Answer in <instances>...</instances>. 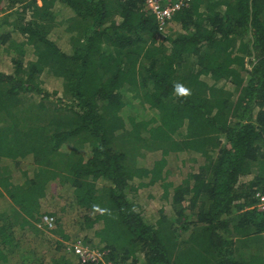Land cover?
Returning a JSON list of instances; mask_svg holds the SVG:
<instances>
[{"label":"trees","instance_id":"obj_1","mask_svg":"<svg viewBox=\"0 0 264 264\" xmlns=\"http://www.w3.org/2000/svg\"><path fill=\"white\" fill-rule=\"evenodd\" d=\"M0 15V264L26 245L21 264H71L75 208L116 264H264V0H193L161 33L144 0H0ZM172 156L195 168L172 173ZM26 159L16 185L4 164ZM156 186L171 214L153 222L140 192Z\"/></svg>","mask_w":264,"mask_h":264},{"label":"rangeland","instance_id":"obj_2","mask_svg":"<svg viewBox=\"0 0 264 264\" xmlns=\"http://www.w3.org/2000/svg\"><path fill=\"white\" fill-rule=\"evenodd\" d=\"M3 18L2 15H0V19ZM10 65L12 66V62H11V56H0V69H3L4 71H8L10 70ZM135 108H137L138 106H134ZM141 107L138 108V110H140ZM128 109V108H127ZM126 109V110H127ZM128 111H130V109H128ZM133 111V110H132ZM140 114V113H139ZM126 115H129L126 111ZM88 150L90 151L89 147L85 148V151L88 152ZM145 152V150L143 151ZM161 157V153L158 152H152V153H148L145 157L139 159V157L137 158V160H140V164L142 165H153V163L158 160ZM176 158L174 156L169 157L168 158V169L169 171H172V173L175 174H179L180 172L185 175L187 174L189 171H191V168L193 166V169L195 168V163L193 160V163L190 162L188 164H178L176 163ZM15 162V161H13ZM179 163H181V160H179ZM194 164V165H193ZM13 166H9V168L12 169L9 170L8 169V173H11V182L14 180L16 183V185L18 184H23L27 177H32L34 175L35 172V167H32V159L31 160H23L20 164L14 163ZM179 165V168H178ZM7 172V170H6ZM171 176V173H170ZM176 175H172V177H174L175 179ZM62 181V180H61ZM60 180L57 181H53L51 182L50 186H55L56 187V191L58 193H65L66 197H67V201L70 202V197L68 195V193L66 191H61V189H66V190H71L70 187H68V185H64L62 184ZM150 190H142L140 192V204L142 205L143 211H144V215H146L148 218L152 219L153 222H155L158 218V212L160 209H164L165 212L167 214H171V208H170V204L168 201H162V190L159 186H156L155 188L152 189V193H149ZM3 194L4 193L3 191ZM149 194H151V197H149ZM72 207H70L71 209ZM7 213H11V210L5 211ZM45 211H43L44 213ZM80 212L82 211H78L77 208H75V210L66 216V227L69 229L68 234H70L71 238H78V237H82V238H89L91 240V243L89 242L88 244H96L98 243L97 240L93 239V234H94V230H80V226L76 227V228H72V224L70 225V221H74L79 219L80 217ZM46 213V212H45ZM2 214V213H0ZM12 222H9L8 224H10ZM101 224H97V226L100 227ZM56 237H58L55 234ZM31 246L30 245H26L25 248H23L24 250L19 251L18 252V258L17 261H21V255L22 254H26L27 251L31 250L30 249ZM14 262V261H13Z\"/></svg>","mask_w":264,"mask_h":264},{"label":"built area","instance_id":"obj_3","mask_svg":"<svg viewBox=\"0 0 264 264\" xmlns=\"http://www.w3.org/2000/svg\"><path fill=\"white\" fill-rule=\"evenodd\" d=\"M193 0H144L147 9L156 17L159 32L178 12L190 7ZM255 208L264 214V190H259L254 195ZM40 228L49 232L56 227L53 217L44 216ZM59 239V238H58ZM66 253L77 258V264H116L110 259V251L88 244L84 238H72L65 242Z\"/></svg>","mask_w":264,"mask_h":264},{"label":"crops","instance_id":"obj_4","mask_svg":"<svg viewBox=\"0 0 264 264\" xmlns=\"http://www.w3.org/2000/svg\"><path fill=\"white\" fill-rule=\"evenodd\" d=\"M12 70V66L10 65V71ZM1 72H6L4 71L3 69H0ZM8 71V72H10ZM13 162H6L4 165L9 169L11 170L14 165ZM9 166H13L11 169L9 168ZM14 183H16L14 180L12 181ZM13 203L12 201L10 200V198L4 194L1 199H0V212H5V211H8V210H12L13 209ZM69 255V254H68ZM74 259H72L71 261V264H77V258L75 256H73ZM19 263L21 264V261H19Z\"/></svg>","mask_w":264,"mask_h":264},{"label":"clouds","instance_id":"obj_5","mask_svg":"<svg viewBox=\"0 0 264 264\" xmlns=\"http://www.w3.org/2000/svg\"><path fill=\"white\" fill-rule=\"evenodd\" d=\"M177 92H178L179 94H182V95H187V94H188V90H187L186 88H184L183 86H177ZM44 216H48V215H47V214L43 215L42 218H41V220H40L41 222H42ZM50 217H51V216H50ZM40 224H41V223H39V222L36 223L37 228H39L41 231H43V232L46 233L47 231H45V230H43L42 228L39 227ZM50 235L55 236V233L52 232V233H50ZM57 236H58V235H57ZM55 237H56V236H55ZM57 238H59V237H57Z\"/></svg>","mask_w":264,"mask_h":264}]
</instances>
